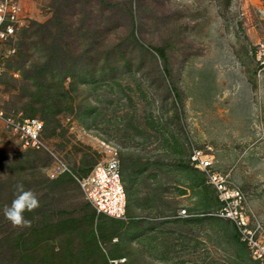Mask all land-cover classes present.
Listing matches in <instances>:
<instances>
[{"label":"rangeland","instance_id":"obj_1","mask_svg":"<svg viewBox=\"0 0 264 264\" xmlns=\"http://www.w3.org/2000/svg\"><path fill=\"white\" fill-rule=\"evenodd\" d=\"M23 7L2 100L43 122L45 148L0 123V264H261L231 223L204 215L220 204L189 156L213 148L236 181L247 156L264 176V0ZM115 152L127 219L97 215L73 177H48L55 159L86 177Z\"/></svg>","mask_w":264,"mask_h":264},{"label":"built area","instance_id":"obj_2","mask_svg":"<svg viewBox=\"0 0 264 264\" xmlns=\"http://www.w3.org/2000/svg\"><path fill=\"white\" fill-rule=\"evenodd\" d=\"M24 0H0V79L9 71L12 58L19 53L20 35L27 26L28 18L23 7ZM3 86L0 83V123L17 136L25 149L45 148L44 124L35 117L27 118L10 112L4 107ZM212 148H195L189 156L190 165L204 173L220 204L219 209L207 216L225 219L236 227L240 240L248 248L252 258L264 264V224L248 209L247 196L234 184L230 173L215 169ZM73 177L87 203L99 216L127 219L128 195L123 180L122 161L117 152L100 162L86 177H78L62 160L55 159L48 169V177L55 180L62 176ZM183 209L178 217H197ZM126 259H108V264H125Z\"/></svg>","mask_w":264,"mask_h":264},{"label":"crops","instance_id":"obj_3","mask_svg":"<svg viewBox=\"0 0 264 264\" xmlns=\"http://www.w3.org/2000/svg\"><path fill=\"white\" fill-rule=\"evenodd\" d=\"M220 101H221V99L219 100V102ZM228 112H229V110H228ZM224 119H226L225 124H233V122L235 121L233 118H231V115H229V118L227 116ZM246 157L247 156H242L241 158H239L240 160L239 159L237 160V162L239 161L237 166H236V168L238 169V173H239V174H237V177H238L237 181L234 180L231 171H222L220 169V166L218 165V162H217V159L215 156H213V163H214L215 169H217L218 171L231 174V177L234 180L235 185L240 187L245 192V194L247 195L248 208L257 216V218L262 223H264V221H263V218H264V184L261 183L264 181V176L255 174L256 172H255V170H253L254 167L251 165L249 159ZM231 161L232 160L227 159L228 163H230ZM198 172H200V171H198ZM202 174L206 178V182H207L206 175L204 173H202ZM256 182H258L261 185V186L259 185L260 187L258 186L259 188H254L257 186L255 184ZM210 187H211V189L214 190V188L211 185H209V188ZM206 188H208V187H206ZM243 188H245V189H243ZM216 200L218 201L217 195H216Z\"/></svg>","mask_w":264,"mask_h":264},{"label":"trees","instance_id":"obj_4","mask_svg":"<svg viewBox=\"0 0 264 264\" xmlns=\"http://www.w3.org/2000/svg\"><path fill=\"white\" fill-rule=\"evenodd\" d=\"M42 70H43V69L41 68V69H39L38 71H36V72H34V73H31V76L41 77V72H42ZM123 180H124V178H123ZM228 222H229V221H228ZM229 223H231V222H229ZM231 224H232V223H231ZM232 226L234 227L235 231L237 232L236 227L234 226V224H232ZM91 236H92V238H94V232H93V231L91 232ZM236 237H237L238 239L240 238L238 232L236 233Z\"/></svg>","mask_w":264,"mask_h":264}]
</instances>
